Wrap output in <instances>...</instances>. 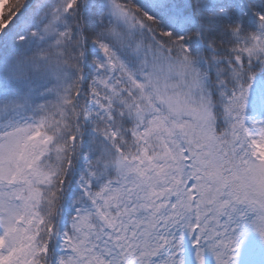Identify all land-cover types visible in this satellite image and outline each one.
Wrapping results in <instances>:
<instances>
[{"label":"snow or ice","instance_id":"snow-or-ice-1","mask_svg":"<svg viewBox=\"0 0 264 264\" xmlns=\"http://www.w3.org/2000/svg\"><path fill=\"white\" fill-rule=\"evenodd\" d=\"M0 264H264V0H0Z\"/></svg>","mask_w":264,"mask_h":264}]
</instances>
